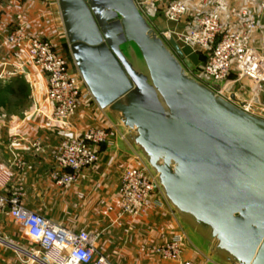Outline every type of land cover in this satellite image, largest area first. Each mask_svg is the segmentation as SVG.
Masks as SVG:
<instances>
[{"label":"water","instance_id":"95a60500","mask_svg":"<svg viewBox=\"0 0 264 264\" xmlns=\"http://www.w3.org/2000/svg\"><path fill=\"white\" fill-rule=\"evenodd\" d=\"M72 72L209 264H264V118L196 76L136 0H58ZM193 71L194 74L191 72Z\"/></svg>","mask_w":264,"mask_h":264},{"label":"built area","instance_id":"2783aa9c","mask_svg":"<svg viewBox=\"0 0 264 264\" xmlns=\"http://www.w3.org/2000/svg\"><path fill=\"white\" fill-rule=\"evenodd\" d=\"M195 1L212 8L199 13L187 29L167 28L160 31L161 35L166 39L173 36L182 49L205 52L202 67L194 71L196 76L222 81L223 86L217 93L245 111L264 118V46H255L251 36L256 20L248 9H244L242 16L247 29L225 31L221 25V13L227 10L228 2ZM136 2L145 15L157 14L154 0ZM261 7L264 8V4ZM187 12L188 0H175L167 5L164 15L168 23L178 24ZM6 43L24 50L26 62L46 75L44 108L37 106V111L52 122L72 128L79 109L93 97L82 77L72 72L69 60L57 52L48 40L25 35L22 27L14 29L6 38ZM17 72H21V67L8 74ZM109 134L106 127H89L81 135L64 138L55 153L56 168L51 173L54 184L69 189L85 181L89 170L99 163V148L108 141ZM16 142L17 139L13 140L12 145ZM34 147L37 151L42 149L38 142L34 143ZM131 158L138 164L124 169L118 199L109 207L110 211H116L119 219L143 215L153 196L160 192L155 177L141 158L136 154ZM14 164L31 168L17 159ZM12 178V170L0 163V215L18 223L25 237L39 245L42 258L31 256L42 264H113L109 256L99 250L96 235L83 229L68 228L27 208L24 204L25 188L21 185L12 187ZM154 203L157 207L167 205L162 194L155 198ZM187 241L186 233L180 229L169 240L157 245L154 251L162 260L174 261V264H197L182 256Z\"/></svg>","mask_w":264,"mask_h":264},{"label":"crops","instance_id":"0c3cea01","mask_svg":"<svg viewBox=\"0 0 264 264\" xmlns=\"http://www.w3.org/2000/svg\"><path fill=\"white\" fill-rule=\"evenodd\" d=\"M226 1L228 8L221 13L223 30H246L242 11L248 9L256 20V26L251 30L253 44L257 47L263 46L264 8L261 4H264V0ZM159 2L157 7L160 10L154 21L155 25L168 28L169 23L164 12L171 1ZM191 5L180 23H185L190 14V26L199 14L193 15L195 6ZM204 8L207 11L212 7ZM18 27H22L27 36L49 41L57 38L61 32L65 34L58 0H0V75L4 73L0 76V93L7 91L11 105L16 109L13 112H4L2 106L0 107V163L12 170V187L23 186L26 191L25 206L48 218H57L53 210L64 206L74 217L86 220L95 216L99 227L94 230L90 226V231H87L97 235L99 250L107 254L113 264H174V261L162 260L154 251L157 245L169 240L180 228L168 205H155L158 195L153 196L147 211L137 218L124 216L119 219L116 211L109 210L118 199L120 178L124 169L138 163L121 148L120 133L104 111L98 105L84 103L73 119L72 128L52 122L37 112L39 104L44 108L41 100L46 92V75L35 72V68L28 64L26 66L24 50H18L6 43V38ZM188 62L194 67L201 65L191 63L190 60ZM20 67L21 72L8 74ZM36 89L38 97L34 92ZM89 127L109 129L108 141L99 148V163L89 170L85 181L69 189L57 187L51 179V173L56 168L55 153L59 143L68 136L81 135ZM16 139L17 142L12 145ZM36 142L42 146L39 151L34 147ZM15 159L26 162L31 168L14 164ZM85 220L79 225L89 226L90 223ZM182 256L184 259H196L200 263L209 264V260L189 241L184 245ZM200 256L205 258L204 261ZM0 264L26 262L9 250L0 248Z\"/></svg>","mask_w":264,"mask_h":264},{"label":"rangeland","instance_id":"374dc122","mask_svg":"<svg viewBox=\"0 0 264 264\" xmlns=\"http://www.w3.org/2000/svg\"><path fill=\"white\" fill-rule=\"evenodd\" d=\"M170 1L172 2L174 0H169V2ZM158 3H160L159 0H154V8L156 9V12H159L160 10L157 7ZM190 4H192L191 7L193 5L195 6V9H194L195 11L193 15L205 12V8H204L205 6L197 3L195 0H188V11H189ZM191 17L192 15L189 14L187 16L185 23L183 22L178 23V24L169 23L168 28L177 29L178 31L185 30L189 27V24H190L189 20ZM156 27L162 32L167 29L166 26H161L157 24H156ZM49 42L53 44L57 52H59L60 54L64 56L67 54L69 47H68V42H67L65 34H62L61 32L57 38L53 39L52 41L50 40ZM183 51L185 53L186 60L188 61L190 60L191 63L197 64V65L198 64L203 65V62L205 61V58H206L205 52L203 51L195 52L190 48H183ZM24 63L25 62L23 61L22 64ZM27 64L34 69L32 65L26 62V66ZM35 72H37L36 69H35ZM40 91L41 90H39V92ZM6 92L3 91L0 93V107L2 106L4 112H13L16 109L14 106L11 105L10 95ZM34 92H35V95L38 97V94H39L38 90L36 89ZM43 101H44V97L42 98L41 102L43 103ZM86 104L97 105L94 99ZM38 106H41V104H39ZM157 193L158 195H161L160 192H157ZM53 211L55 215H57L58 217L57 218L51 217V218L68 228H72V229L83 228V230L86 229L87 231L89 230L90 226L93 227L94 230H96L99 227V224L97 222L98 219L95 218V216L87 218L86 220L81 217H74L73 214L69 212L70 210H68L66 206L60 207V209L57 208L56 210H53ZM84 220L90 223L89 226L79 225V223L84 222ZM0 248L9 250L11 253H13V255L19 256L20 258L25 260L26 264H42L41 261L37 260V258H42L41 249L39 245L25 238L24 232L19 226V224L13 221L11 218L4 216V215H0ZM31 255H34L37 258ZM201 258L204 261L205 258L203 256ZM195 260L196 259H194V261ZM195 262L197 264H204L203 262L200 263L197 260Z\"/></svg>","mask_w":264,"mask_h":264},{"label":"trees","instance_id":"16d2710c","mask_svg":"<svg viewBox=\"0 0 264 264\" xmlns=\"http://www.w3.org/2000/svg\"><path fill=\"white\" fill-rule=\"evenodd\" d=\"M68 52V51H67ZM65 57L67 58V54L65 55ZM23 93V91H22V89H20V94H22Z\"/></svg>","mask_w":264,"mask_h":264}]
</instances>
